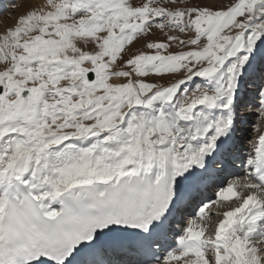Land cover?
<instances>
[{"label":"snow or ice","instance_id":"1","mask_svg":"<svg viewBox=\"0 0 264 264\" xmlns=\"http://www.w3.org/2000/svg\"><path fill=\"white\" fill-rule=\"evenodd\" d=\"M0 264H264V0L29 2L0 32Z\"/></svg>","mask_w":264,"mask_h":264},{"label":"bare ground","instance_id":"2","mask_svg":"<svg viewBox=\"0 0 264 264\" xmlns=\"http://www.w3.org/2000/svg\"><path fill=\"white\" fill-rule=\"evenodd\" d=\"M11 1L13 2V0L7 1V5H6L5 9H10V7H8V6L12 3ZM15 2L19 3L20 6H22V7L18 8L16 10L17 13H15L12 16V20L7 19L8 15H10V13H7L5 11V9L0 11V32H2L7 26H9L11 24V21H13V22L15 21L16 15H18V14H20L26 10L29 2H31L33 4H40V3H43V0H15ZM257 123H259V118L257 115H255V114H248L247 115V123L245 124L244 128H246L245 133L250 134L251 137H250V140H248L247 146H245L246 144H244V142L242 141V143H243L242 151L250 148L252 138L257 135L256 131L253 129V124H257ZM238 174H242V169H241V172H239ZM229 179H231V177ZM206 194L210 195L213 199L215 198L214 193H213V189H209ZM189 208H190L189 211L191 212L192 206H190ZM193 209H196V208L193 206ZM120 260H123V259H120Z\"/></svg>","mask_w":264,"mask_h":264},{"label":"rangeland","instance_id":"3","mask_svg":"<svg viewBox=\"0 0 264 264\" xmlns=\"http://www.w3.org/2000/svg\"><path fill=\"white\" fill-rule=\"evenodd\" d=\"M21 7H22V6H20L19 8H21ZM27 8H28V7H27ZM27 8H26V10H27ZM26 10H25V11H26ZM6 12H7V13H10L11 16H13L15 13H17V12H11V9H7ZM8 16H9V15H8ZM10 20H12V19H10ZM14 22H15V21H14ZM14 22L11 21V24L13 25ZM11 24H10L9 26H11ZM159 35H160L159 32H157V36H159ZM160 82L163 83L164 81H160Z\"/></svg>","mask_w":264,"mask_h":264}]
</instances>
